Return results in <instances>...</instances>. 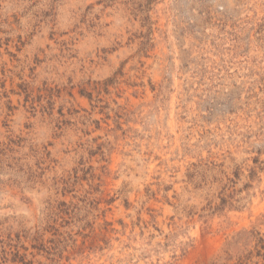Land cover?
<instances>
[{"label":"rangeland","instance_id":"rangeland-1","mask_svg":"<svg viewBox=\"0 0 264 264\" xmlns=\"http://www.w3.org/2000/svg\"><path fill=\"white\" fill-rule=\"evenodd\" d=\"M0 264H264V0H0Z\"/></svg>","mask_w":264,"mask_h":264}]
</instances>
